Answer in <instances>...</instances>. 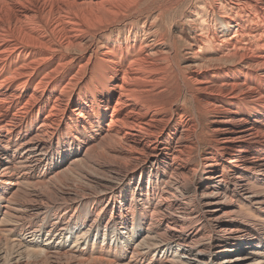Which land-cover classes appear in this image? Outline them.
I'll return each instance as SVG.
<instances>
[{"label":"bare ground","instance_id":"obj_1","mask_svg":"<svg viewBox=\"0 0 264 264\" xmlns=\"http://www.w3.org/2000/svg\"><path fill=\"white\" fill-rule=\"evenodd\" d=\"M140 1L0 0V264H264V0Z\"/></svg>","mask_w":264,"mask_h":264},{"label":"rangeland","instance_id":"obj_2","mask_svg":"<svg viewBox=\"0 0 264 264\" xmlns=\"http://www.w3.org/2000/svg\"><path fill=\"white\" fill-rule=\"evenodd\" d=\"M171 1L177 2V4L175 3V6L173 5L172 8L164 14V16L161 19V22H160V26L159 27H160V29H162V31L164 33H167L168 36L172 37V35H173V37H175V34H173V33L175 32V28L176 27H178L181 24H187L188 22H185L186 20H191V22H192L195 19L194 17H192L191 14H190L191 15V18H190L189 15L182 16L181 14L184 13V12H186V11H188V10L189 11H192V7H197V6L198 7H201L203 5L200 4L201 3L200 0H182V2H180L181 0H171ZM166 2L169 3L170 0H167V1H165V0H141L137 4V9L138 10H132L131 14L138 16L137 13H139V12L141 13V11H143V9H144V10H147V11H150L151 12L152 16H151L150 21H152L154 19L155 15L157 14L156 11L158 10V7L166 4ZM178 2H180V3H178ZM209 3H210V1H209ZM155 8H157V9H155ZM125 9H127V8H125ZM224 12L225 13H228L227 11H224ZM200 15H202V14H200ZM205 51H209V50L208 49H203V53H205ZM201 54H202V52H201ZM183 67H184V63H181L180 64V70L181 71L184 70ZM178 100H179L178 103L180 105H185L187 107V110L192 113L193 107H194V103L193 102H191L188 98H185L184 96H182L181 99H178ZM207 124H208V122L204 120L203 121V125L206 126ZM202 133H205V134H203L205 140H209L208 131L201 130V132L199 133V135L201 136ZM203 151H205V150L204 149H201L200 150L201 153ZM198 153H199V151H198ZM93 169H94V167L92 168L91 165H89L88 168H87V167H84L83 164H80L78 170H76V171L73 170L74 173L73 172L72 173H69V174L67 173V176L66 175L63 176V178L64 177L65 178H64V180L62 179L63 180L62 183H59L60 181L57 183V180H56V183L55 184L57 186H59V187H64L63 184L70 185V183H71L72 186H75V187H80L81 186V187H83L85 185V183H86V186L88 188V192H94L95 193L96 191H98L102 187V185L104 183H106L107 181H112V177L109 176V175H107L105 177H102L100 175V172L98 170H96V169L93 170ZM97 172H99V173H97ZM87 178H88V180H87ZM93 181H98V184L92 183ZM54 203H55V205L52 206L54 208H51V209H49L50 211H48L49 215H53L54 213L63 211V209H66V208L67 209H70L72 207V204L71 203H64V202H61V201H59V203L56 202V201H54ZM78 203L79 202L74 203L73 204V207L74 206H77ZM55 207H57V208L55 209ZM72 210H71V212H72ZM242 210H243L242 211L243 213L241 214L242 215L240 217L241 219H244V220H247V219L248 220H253V217L254 216H256V215L260 216L259 213L256 212L258 210L257 208L249 207V206L246 205V207H243ZM76 214L77 213H75V215ZM42 216H40V218ZM44 216L45 217H50V216H46V215H44ZM245 216H247V218H245ZM263 223H264V221L262 223H260V224H257V223H254V222L252 223V221H251V222L246 223V224H248L252 228H256V229L258 228V230H260V232L264 233V224ZM234 256H236V254L231 255V258H233ZM247 264H250V262H247Z\"/></svg>","mask_w":264,"mask_h":264}]
</instances>
